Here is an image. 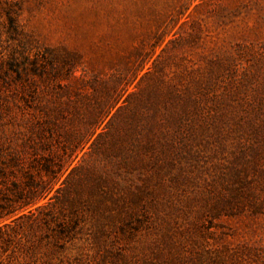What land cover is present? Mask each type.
<instances>
[{"label":"rangeland","instance_id":"obj_1","mask_svg":"<svg viewBox=\"0 0 264 264\" xmlns=\"http://www.w3.org/2000/svg\"><path fill=\"white\" fill-rule=\"evenodd\" d=\"M0 82V264H264V0H0Z\"/></svg>","mask_w":264,"mask_h":264},{"label":"trees","instance_id":"obj_2","mask_svg":"<svg viewBox=\"0 0 264 264\" xmlns=\"http://www.w3.org/2000/svg\"><path fill=\"white\" fill-rule=\"evenodd\" d=\"M9 19H10L11 25L15 26V21L13 20L12 16L9 15ZM12 68H14V70H16V68H17L16 63H14V62L12 63ZM107 127L109 128V125ZM102 137H104V134H101L98 139H100ZM50 170L51 171L53 170V167H51V165H50ZM12 174L14 175L13 172H12ZM9 176H10L9 166L7 164H5L4 161H2V164L0 165V198L6 199L9 196L8 191H11V189H9L10 185H7V178ZM11 182H12V184L14 186L16 185L14 180H11ZM9 208H10V205L7 202L3 201V202L0 203V209H2V210H10ZM9 212H11V211H9ZM0 232H1V229H0ZM153 260L154 259L152 258V260H150L149 263H144V264H157ZM170 260H171L170 258H165L164 259V261L167 262L166 264H169Z\"/></svg>","mask_w":264,"mask_h":264}]
</instances>
